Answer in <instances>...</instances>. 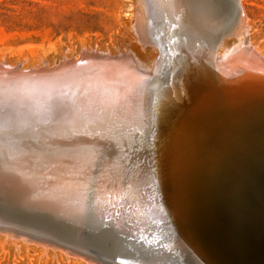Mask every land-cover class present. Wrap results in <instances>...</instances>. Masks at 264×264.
<instances>
[{
  "label": "bare ground",
  "instance_id": "bare-ground-1",
  "mask_svg": "<svg viewBox=\"0 0 264 264\" xmlns=\"http://www.w3.org/2000/svg\"><path fill=\"white\" fill-rule=\"evenodd\" d=\"M207 1H209L208 6L210 7H207V9L212 13L213 18L217 19V28H219L218 26L220 23L227 25V22L234 17L232 25L223 32L225 34H222L221 32H218L216 28L211 27L208 28L207 32H205L206 30H195L196 26L193 22V17L189 15L190 13L187 6H185L186 4L183 3V0H176L177 8L175 9L173 0H157L156 9L158 8L157 10H159L162 15H160L161 18H157L156 16L158 13H156V11L154 17H156L159 22L161 21L160 19H162V21L165 19L164 21H167L168 23H175L170 27L172 30L178 29V27L185 24V28L188 29L187 32L194 34L191 38L195 37V35L201 40L203 37L208 38L197 46V56L190 53V55H187L188 57H184L186 62L188 59L193 60V62H200L197 65H194L195 63H190L192 66L194 65L193 68L200 72V75L197 78L199 80L194 81L189 78L191 75L187 77L181 72L184 75V79L185 77L189 79L186 78L184 80L177 77L180 79L177 80V78H175L176 76L171 75L175 78V80L172 78L174 81L172 80L173 82L171 84L175 85H172L173 88L175 87L174 90H176L174 92L177 93V91H180V93L185 95L186 98L189 96L194 102L205 101L210 105L214 104V102L218 103L222 100H227L228 90L226 89L229 85L231 86L232 84L238 83L241 79L248 78V81L250 80L249 82L252 81V83H257L256 81L259 79H264V56L257 51L246 36L247 14L243 6V0H241L240 4L238 3V0ZM146 2V0H139L138 3L137 31L141 33L140 37L142 41L152 46L155 45L161 50V54L158 53L161 58L163 56L162 53L164 52L163 44L155 40V34L154 39H151L152 32L150 37H147L148 33L144 31L147 23L149 26L152 24L150 19H154L151 18L153 15L152 11L149 18L148 8L150 9L149 5L151 2L149 5H147ZM235 5L243 8L241 14H238V11L233 9ZM222 7L223 13L221 14L218 9H222ZM175 10L178 11V15L179 12L182 14L184 20L179 22L180 20H178L179 17L176 16ZM156 18L155 20H157ZM151 30H153V27ZM214 30L217 32L215 34L216 36H212L210 33ZM170 31L168 30V32ZM180 33L182 39L190 38V36L182 34V31ZM226 35H229L228 37L237 36L241 40L237 47L232 50L236 53L235 55H231V53L222 55L221 50L224 48L223 42H226L223 38ZM160 37L161 35H159V37L157 36V38ZM228 37L226 38L228 39ZM173 38L174 37H172V41L174 40ZM175 38L177 41L180 39L177 37ZM184 43H186V41ZM177 45L173 52L174 54L180 56L185 54V52L187 53V47L185 48L183 43L181 46L182 48L177 47ZM190 49L192 52L193 47ZM89 51L90 50L86 49V53L79 58H65L64 61L61 60L56 63V65H54L56 66L55 68L52 65L44 66L47 70L63 68L71 70L70 72L65 71L61 75L62 78H60L59 81L57 80L60 85L65 86L64 88H70L71 86L74 87L76 85V81H74L76 80L75 74H72L75 71L74 66L81 63L82 60L87 62L88 65L86 64V69L88 72L83 73L84 75L82 74V79L78 87L73 88L70 93L65 89V92L63 91L64 93L61 94L62 97L71 101L75 99L78 93H80V96H85L86 91H90L91 88L98 87L102 84L106 85L107 83L110 87H115L117 85L122 91H119L120 89H118V92H111L107 98H102V103L100 104L99 99L97 100L98 104L96 105L102 106L101 113L96 118L91 119L88 123L89 126L87 127L80 124L82 120H84V115L76 114L73 117L77 119L79 123L73 125L71 124L72 120H70L69 122L71 123L65 125L63 128L50 127L46 134L40 133V135H32L27 140L18 138L19 140H22L19 142L20 144L14 143L18 137L17 135L14 136V133L10 135L5 134V141L13 142L12 147L14 148H10L11 151L16 148L17 151H27L35 148L39 152H32L27 156L19 155L18 153L10 154V150L7 151V149H4L5 145L3 144L5 142H0V191H4V193L8 192L6 194L20 199L18 200L19 202L27 201L32 210L53 214L60 212L67 219L79 220L82 221V223L93 224L96 227L116 228L118 224L124 223L128 225L127 229L136 230L141 228L145 229L144 231H159L161 230L159 224H150L149 222L154 223L155 219L153 220L151 212L163 203L158 199H154L157 196L155 193L158 192V189L156 188L158 183L155 179L148 180L149 177L147 175L150 174L146 171L148 166L142 163L139 168H136L137 166L132 167L134 170H128L129 165H125L123 168L122 165L124 163L121 164L119 161L120 159L118 160L119 162H116L115 155L112 150H110L115 147L113 145L114 141L111 142L113 139L110 141L112 144H108L106 142L109 140L107 139L106 141V138L104 139L102 137L105 136L109 138L118 136L119 141H117L119 144H115L116 146L121 144V147H127L130 151L134 148L136 149L135 146H137V144H134L136 141L134 142L133 138L130 139L128 137L135 132L138 133L139 130L142 131L145 128V126H142L146 125L144 123L147 119H150V117L154 118L156 113H163L162 109L164 110L167 103H165V100L161 102V96L157 97L159 90H156V88L159 86L155 88L156 92H158H153V96L144 94L143 90H140L141 87L138 88V83H143L145 85L147 83L148 85L149 82L147 81L153 80V77L155 76H150L153 74V71L148 72L149 70L147 69L141 70L131 56L123 55L124 57L119 58H113L114 56H112L113 59L111 57L100 58L98 57V53H89ZM101 59H103V61ZM162 59L163 58H161V60ZM155 61L158 63V60ZM177 66L176 69H178ZM21 70L28 71L30 69L22 67ZM1 71L6 72L5 74L12 73V75H19L22 73V71H19L12 65H1L0 72ZM125 77L127 78V82L130 77L133 78L131 82L135 85L132 86L133 83H131L132 87L130 86V88L129 85L126 84L127 82H125ZM212 77L213 81H211ZM164 80L167 79L165 78ZM204 81L208 82L206 84L208 86H200ZM169 83L168 80L163 84L161 83V85H163L161 86L163 87V95L166 92L169 96L165 94L164 96L167 95L165 98L172 97L178 99L180 94L178 93L177 96V94L173 92V88ZM50 84H52V82L45 83L43 87H38L35 91L37 97H48L47 95L53 90V85ZM172 103H174V101ZM167 109L169 110V107ZM227 110H231L232 112L233 110H236L238 114H246L248 112L247 108L235 109L233 107H228ZM250 113L253 114L254 117H258L262 112ZM220 114L221 112L211 113L208 116L206 115L203 118H200V122L191 120L186 123L188 127L186 129L184 128L186 139L185 142H181L183 145L181 149L188 156L184 158L182 157L183 159L179 168L188 165L195 167L193 173L184 174L185 176H191L185 179V183L191 184L190 187L193 186V183L196 184V187L193 190L202 192V195L198 196L197 200L192 199L188 196L193 193H190L188 189L183 190L185 189L183 188V186L186 185L185 183L175 185V191L170 193L171 195L169 198L174 201L173 203H176L175 210L180 211L172 215H167L166 219L165 217L161 220L158 219V221L164 222V224L170 228L176 224L194 225V231L197 230L198 232H200V224L206 222L213 228L211 234L213 235L212 237L216 239L230 240V243L237 242L246 245L250 244L254 249L264 250V131L259 134V136L255 133L257 138H255L256 145L248 151L245 158L238 160L234 158V161L231 162L232 165H238L239 163L238 169H241V172L238 173V170L234 172L237 166H231L230 164L225 165L224 163H219L220 166H217V163L216 168L207 171L210 162L201 163L203 160H200V157L205 159L203 158L205 156L200 153H202L204 149H210L209 144L221 143V139H223L225 143H231L230 146H224L223 148L230 152L234 150L233 141L235 140V137L231 136L229 138L226 133L231 125H236V122L230 115H227V113L222 112L223 115ZM228 114H230V111ZM87 117L88 116L85 118ZM205 117L209 118L208 122L205 121ZM203 121H205L204 124H202ZM154 129L155 128H153V130ZM145 130L148 129L146 128ZM172 131L176 138L179 139L181 135L180 128L172 129ZM1 132H3V130L0 128V133ZM146 132L147 131H145V135L149 133V131L148 133ZM230 134L233 136L237 135L233 131H230ZM142 136L145 137L144 135ZM162 136L164 137V135ZM99 137H101L102 140L104 139L106 144L100 142L101 140H99ZM142 140L145 141V139L139 138V142H142ZM137 148L140 149L139 146ZM118 150L121 149L118 148ZM118 158L120 157L118 156ZM244 160L245 168L240 167L241 162ZM177 164L178 163L175 165ZM175 165H173V168ZM160 169H162V167ZM131 171H141V174L147 176V178H140L133 172L131 173ZM197 172L199 174L195 175ZM225 172L230 174H225ZM241 176L245 177L241 178ZM227 185L230 186L226 187ZM187 191L188 195L183 194ZM23 198L24 200H21ZM199 198H203L204 201ZM170 202L168 201L167 203ZM197 205L200 206L197 207L198 211L196 212ZM260 207H262V209ZM198 212H206L207 217L203 218L205 217L204 213L200 215ZM163 219H165V221H163ZM172 229L174 230L175 228L172 227ZM0 233H7L9 235L14 234L7 230ZM239 235L243 236L240 237ZM244 235L245 238H243ZM21 237L30 239L26 235H22ZM30 240L37 241L40 244L43 243L50 245L51 247L53 246L55 247L54 249L58 248L53 244L41 240ZM59 249L75 254L70 248L61 247ZM79 256L101 264L97 258L92 255L82 254Z\"/></svg>",
  "mask_w": 264,
  "mask_h": 264
},
{
  "label": "water",
  "instance_id": "water-1",
  "mask_svg": "<svg viewBox=\"0 0 264 264\" xmlns=\"http://www.w3.org/2000/svg\"><path fill=\"white\" fill-rule=\"evenodd\" d=\"M240 2L241 0H238L239 4ZM173 3L174 9L177 8L176 0H173ZM183 3L188 8L190 13L188 14L193 17V22L196 26L195 30H206L205 32H207L208 28L211 27L225 34L223 32L234 22L233 17L227 22V25L220 23L219 28H217V19L213 18L212 13L207 9V7L210 8L208 6L209 1L183 0ZM233 9H236L238 14L243 12L241 6L237 7L235 5ZM175 14L179 17V22L184 20L180 12L178 15L177 10H175ZM184 25L176 29V34L180 35L181 31L187 30ZM210 33L212 36H216L215 34L217 32L214 30ZM228 36H224L223 40ZM207 39L203 37L201 40L195 35V37L191 38L193 51L188 50V52L197 56V46ZM163 49H165L164 45ZM229 53L231 55L236 54L233 51ZM98 57L112 58L109 54L102 53H98ZM119 57L124 56L118 54L114 55L113 58ZM101 60L103 61V59ZM83 61L74 66L75 71L72 74H75L76 80L74 81H76V85L70 88H64V85H60L57 82V80L59 81L62 78L61 75L65 71H71L68 68L47 70L42 66L41 68H29L30 70L28 71H22V65L18 64L15 65V68L22 71L19 75H12V73L5 74L6 72L4 71L0 72V128L3 130L0 133V142H5L3 144L5 145L4 149L8 151L10 148H14L12 147L13 142L5 141V134L10 135L14 133V136H18L14 143L20 144V141L23 139L27 140L32 135L36 136L40 135V133L46 134L50 127L63 128L65 125L71 123L69 122L70 120H72L71 124L73 125L79 123L73 117L76 114L84 115V120L80 124L87 127L89 126L88 123L90 120L96 118L101 113L102 106L96 105L98 104L97 100L99 99L100 104L102 103V98H107L113 91L118 92L120 88L116 84L115 87H110L108 83L93 87L90 91H86L85 96H80V93H78L75 99L71 101L61 95L65 92V89L70 93L73 88L78 87L82 79V74L88 72L86 69L88 64L86 61ZM190 61V63H195L194 65L200 63L199 61ZM193 66L189 64V75L192 76L189 78L198 81L199 79L197 78L200 72L193 68ZM212 79L213 77L211 81H213ZM249 81L248 78H244L239 80L238 83L229 85L226 89L228 90V97L225 101L214 102V104L210 105L208 102L200 101L205 116L216 112H221L220 115H223V112L230 115L236 122V125H231L226 133L229 138L231 136L235 137L233 141L234 150L232 152L223 148L224 146H230L231 143H225L221 139V143H211L209 144L210 149H204L200 153L205 156L203 157L205 159L200 157V160H203L201 163L210 162L207 171L216 168L217 163V166H220L219 163H224L225 165L237 166L234 172L236 170H238V173L241 172L242 170L238 169L239 163L238 165H232L231 162L234 161V158L236 160L245 158L248 151L256 145L255 133L259 136L264 131V79H259L256 81L257 83ZM48 82H52L50 85H53V90L47 95L48 97H37L35 94L36 89L43 87ZM207 83L204 81L200 86H208L206 85ZM119 91L122 90L120 89ZM228 107L235 109L247 108L248 112L246 114H238L236 110H233V112L227 110ZM229 111L230 114H228ZM250 112H262L263 114L261 113L260 116L254 117ZM86 116L88 117L85 118ZM230 131L236 133L238 137L237 135L233 136L230 134ZM32 152L39 151L35 148L27 151H17V148L12 151L10 150V154L18 153L19 155L26 156ZM240 167L245 168V160L241 162ZM194 168L188 165L178 169L175 167L173 170H168L166 167L160 169L155 164L148 166L146 170L150 173L147 175L149 177L148 180L155 179L158 183L156 186L158 192L155 193L157 196L154 199H158L163 203L151 212L153 220L155 219L154 223L149 222L150 224H159V227H161L159 231H144L145 229L141 228L136 230L127 229L128 225L124 223L118 224L116 228L96 227L93 224L82 223L77 218L78 221L75 219H67L60 212L53 214L32 210L27 201L19 202L18 200L20 199L6 194L8 192L4 193V191H0V232L7 230L13 232L14 234L11 235L16 239L22 235H26L30 239L41 240L53 244L58 248H70L77 255L86 254L96 257L101 264H264V250L254 249L250 244L230 243V240L216 239L211 234L213 228L206 222L200 224L201 228L200 232H198L197 230L194 231V225L176 224L172 226L175 228L173 230L172 227H168L164 222L158 221V219L161 220L164 217L166 219L167 215H172L180 211L175 210L176 203H173L174 201L169 198L170 193L175 191V185L185 183V179L191 177L185 176L184 174L193 173L195 171ZM128 170H134V168L129 166ZM132 172L140 178H147V176L141 174V171ZM196 174L199 173L197 172ZM225 174L230 173L225 172ZM244 177L241 176V178ZM192 185L190 187L191 184H186L183 186L185 188L183 190L188 189L190 193H193L189 194L188 197L197 200V197L201 196L202 192L193 190L196 184L193 183ZM229 186L227 185L226 187ZM188 191L183 194H187ZM199 199L204 201L203 198ZM21 200H24V198ZM168 201L172 202L167 203ZM199 206H196V212ZM260 208L262 209V207ZM202 213L205 215L203 218H206L207 213ZM202 213L199 214L201 215ZM239 236L241 237L243 235ZM243 238H245V235Z\"/></svg>",
  "mask_w": 264,
  "mask_h": 264
},
{
  "label": "rangeland",
  "instance_id": "rangeland-1",
  "mask_svg": "<svg viewBox=\"0 0 264 264\" xmlns=\"http://www.w3.org/2000/svg\"><path fill=\"white\" fill-rule=\"evenodd\" d=\"M146 1L147 5L151 2L149 5L150 9L148 8L149 18L153 13L151 18L154 19H150L152 24L149 26L147 23L144 31L148 33L147 37H150L152 32L150 38L154 39L156 35L155 40L165 46V51L162 53L163 56L161 57L163 58L162 60L159 57L161 50L155 45L152 46L142 41L140 37L141 33L137 31L139 0H0V66H15L20 64L25 69L37 68L45 65L54 66L61 60L64 61L65 58L74 59L81 57V55L86 53V49L90 50L89 53L96 52L109 54L111 56L118 54L131 56L141 70L147 69L149 70L148 72L153 71V74L150 76H155L153 80L147 81L149 82L148 85L147 83L146 85L138 83V88L141 87L140 90H143L144 94L148 95H152L153 92L159 90V92L157 91V97L161 96V102L165 100V103L168 105L166 104L164 110L162 109L163 113H156L154 118L150 117V119H147L144 123L146 125L142 126H145L142 131L139 130L138 133H133V136H127L130 139L133 138L134 142L136 141V143H134L137 144V146H135L136 149L134 148L130 151L127 147H121V144L119 145L120 147L118 145L116 146L115 144H119L118 136L109 138L104 136L102 138H106V141L108 139L109 141L106 142L108 144L114 141L113 145L117 148L113 147V149H109L114 153L117 160L116 162L120 161L121 164L124 163L122 165L123 168L125 165H133L132 167L137 166L136 168H139L143 163L146 164V166L155 164L158 165L159 168L162 167V169L169 165L167 167L168 170L169 168L173 170V165L178 163V166L175 165V167L176 169L179 168L182 159L188 156L181 149V147H183L181 142H185L186 139V134L184 133V130L188 127L186 123L191 120L200 122V118L205 116L200 102H194L189 96L186 98L180 91H177V93L174 92L176 91L174 90L175 87L173 88L175 85L171 84L177 77L184 79L183 74L187 77L189 76L190 71L187 68L191 61L188 59L189 62L188 60L186 62L185 56L190 55L188 50L193 47L190 38L194 34L188 33V29L186 28L187 30H183L182 34L190 36V38L182 39L179 34H176V29L172 30L170 28L175 23H168L164 21L165 19L163 21L160 19L162 22H159L157 19L161 18L160 15H162V13L160 14L159 10H157L158 8L156 9L157 0ZM242 2L247 14L246 36L257 51L264 56V0H243ZM218 10L221 14L223 13V7ZM155 12L158 13L156 16L157 18L154 17L156 14ZM155 18L157 20H155ZM150 27H153V30H151ZM168 30L172 31L168 32ZM157 34L161 35L160 38L162 39L157 38V36L159 37ZM172 37H174L173 41ZM175 37L180 39L177 41ZM185 41L186 43H184ZM224 41L226 42H223L224 48L221 50L222 55L229 54V52L237 47L241 40L237 36H232L228 37V39L225 38ZM182 43L185 48L187 47V53L185 52V54L178 56L173 52L177 44V47L182 48ZM155 60H158V63H156ZM175 65H178V69H176ZM171 75L176 77L174 78ZM187 77H185V79ZM163 78H166L171 86L173 85V89H171L177 96L178 93L180 94L178 99L172 97H167L168 99L165 98L167 95L169 96V94L164 91V95L167 94L164 96L162 93L163 87L161 86L163 85H161V83L167 82V80ZM179 78H177V80H180ZM125 79V82H127L126 77ZM132 79L133 78L130 77V79H128L129 81L126 83L129 87L132 85L131 83H133L131 82ZM134 85L133 83L132 86ZM173 101L174 103H172ZM168 107L169 110L167 109ZM204 119L206 122L209 120V118L206 117ZM205 121H203L202 124H204ZM151 125L156 130H153ZM178 127L181 132L179 139L176 138L172 131V129ZM146 128L148 130H145ZM144 130L147 131L146 133L149 131V133L145 135ZM162 135H164V137ZM139 138L145 139V141L142 140V142H139ZM104 139L102 140L101 137H99V140H101L100 142L106 144ZM138 146L140 149L137 148ZM118 148L121 150H118ZM135 150L138 151L136 152ZM115 151L118 152L116 153ZM118 156L120 158H118ZM13 237L14 236L7 233H0V264H98L85 257L70 253L66 250L63 251V249H54L55 247L43 243H41L43 244L41 245L37 241L21 236H17V239Z\"/></svg>",
  "mask_w": 264,
  "mask_h": 264
}]
</instances>
